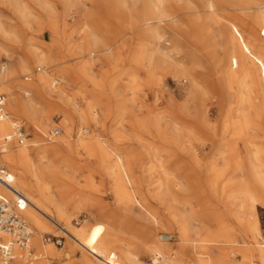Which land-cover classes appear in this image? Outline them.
Segmentation results:
<instances>
[{"label":"rangeland","instance_id":"rangeland-1","mask_svg":"<svg viewBox=\"0 0 264 264\" xmlns=\"http://www.w3.org/2000/svg\"><path fill=\"white\" fill-rule=\"evenodd\" d=\"M45 1L57 6L58 13L51 14L50 11L30 3V9L35 16L30 17L28 25L22 23L19 14L10 8L0 7L2 20L16 30L17 36L4 41L0 56V74L14 72L16 60L24 61L26 53L22 47L28 40L36 44L47 42L54 28L62 31L63 26L67 24L68 33L74 43L84 49L83 53L78 51L81 56L73 59L66 51L56 52L61 64L48 66L30 63L23 72L16 74L20 84L15 88L16 92L30 98L33 93L24 84L33 83L45 70L51 74L50 82L54 77H66V71L70 67L87 65L89 75L95 82L90 84L89 81H83V77L78 74L79 80L71 82V90L76 93L87 90L90 97H98L103 111L106 112L100 119L99 128L103 129L109 138L113 137L115 120L124 118L128 122L120 126L121 136L117 145L130 155L135 174L143 186L142 195L150 209L160 218L157 222L138 206L119 204L108 177L100 170L95 159L88 157L84 152L62 150L53 155L52 159H65L70 163L69 177L53 180L47 175L43 180L51 185L52 192L57 196L69 198L73 203L87 201L72 212V223L79 224L77 226L89 231L95 240L112 250H133L136 261L126 264H163L161 257L160 261H154L155 253L145 244L147 231H155L158 242L175 247L173 259L177 264H201L203 256L224 257L226 264H264V256L257 249H252L248 243L249 225L253 220L248 224L241 217L242 209L233 212L225 203L234 195L233 185L216 189L213 176V167L221 165L227 167L224 178L229 181L238 179L241 174L236 175L233 171L235 156L246 162L243 173L249 174L250 150L258 151L264 167V107L261 105V113L252 118L248 116L250 114L241 116L238 110L241 85L229 82L224 77L226 63L237 58L241 44L247 48L245 55L250 69H254L255 61L260 60L264 64V26L253 20L257 10L245 8L248 0H217V15L212 13L210 16L208 11H201L196 17L197 26L190 24L185 16L186 12L180 10L176 17V26L161 25L162 38L156 42V46H147L136 34L149 18L144 12L143 1L137 3L127 0V7L133 10L132 16L137 22L134 29L136 33L123 27L120 21L110 18L101 0H71L66 12L69 14L67 17L64 14L65 8L57 0ZM191 1L202 9L203 0ZM94 19L101 28L94 32V38L104 42L116 40L109 55L103 48L98 47L99 44L90 48L88 30L82 27ZM203 26L205 30H202ZM233 36L234 43L230 41ZM203 39L208 42L201 43ZM155 47L161 52H169L171 59L165 63ZM145 52L152 57L154 63L159 64L161 82L151 90L144 86L133 98L129 89L128 72L134 69L137 55L146 54ZM182 67L190 69L189 74L199 80L197 89L191 86L186 75L181 72ZM59 86L60 83L55 87L52 85L53 91H57ZM0 89L2 90L1 86ZM2 91L9 101L8 91ZM25 91L26 94L32 95H25ZM255 104L257 105V101ZM64 109V104L55 103L52 126L41 136L45 146L61 142L65 131L62 129V135L58 136L53 134V129L61 127V114ZM6 110L9 118L24 128L28 138L26 142L33 146L31 138L34 136V127L29 123L27 116L10 110L7 102ZM240 118L247 124L246 134L241 138L235 136L238 132L235 128L238 126L227 125L228 122ZM137 119L163 124L168 128L167 138H162L156 130H137L132 125ZM249 138L254 142L253 147L248 145ZM220 145L228 152L226 159L217 156ZM235 147L236 155L231 154V149ZM168 177L172 184L169 187H159ZM253 192L255 196L264 197V193L257 188ZM241 196L237 194L236 197ZM177 216L190 222L195 229L192 232V242H183L180 239L179 225L175 220ZM256 218L259 223L264 218L262 203L256 206ZM30 225L34 232V263L44 258L38 254L43 253V250L39 249L37 238L43 247L47 244L54 246L58 251H62L68 242L77 247L75 255L58 261V264H83L86 258L98 261L86 250L78 248L79 245L66 235V231L57 230L54 224L50 223L51 228L40 234L31 223ZM47 234L54 237L63 235V244L57 245L56 238L43 243ZM164 235H169L170 240H164ZM29 258L33 259V255ZM14 261L15 259L10 264H14ZM98 263L102 264L100 261Z\"/></svg>","mask_w":264,"mask_h":264},{"label":"bare ground","instance_id":"bare-ground-1","mask_svg":"<svg viewBox=\"0 0 264 264\" xmlns=\"http://www.w3.org/2000/svg\"><path fill=\"white\" fill-rule=\"evenodd\" d=\"M57 1L65 8L64 14L67 17L69 14L66 12L71 0ZM101 1L103 8H105L110 18L120 21L123 27L129 29L132 33H136L134 29L137 27V22L133 19V10L127 7V0ZM134 1L137 3L143 1L145 8L144 12L146 16H149V18L145 20L144 26L136 33L147 46H156V42L162 38L163 33L161 25H169L170 27L176 26V17H178L180 10L186 12L185 16L189 20L188 22L193 26L198 25L196 17L201 11L206 10L211 16L212 13L217 15L216 11L218 10L217 0H203L201 3L202 9L198 8L191 0ZM30 3L39 6L41 9L44 8L50 11L51 14L58 13L56 9L57 6L45 0H0V7L10 8L13 12L19 14L22 23L28 25L30 17L35 16L30 9ZM245 8H255L257 10L256 18L253 20L264 26L263 0H248ZM34 13L36 14V12ZM66 17H64V24H66ZM97 22L96 19L91 20L86 22L82 28L88 30L87 36L88 41H90V48H94L95 45L99 44L98 47L103 48L102 50L109 55L112 53L111 48H113L112 46L116 40L104 42L94 38L92 36L94 32L101 29L98 27L99 25H97ZM202 30H205L204 26ZM15 31L16 30L12 29L2 20L0 14V56L4 41L12 40L14 37H17ZM188 33H190V30H188ZM50 36L47 42L42 41L38 44L28 40L24 47H22L26 53L24 61L21 59L16 60L17 66L14 72L0 74V86L2 90H7L10 96L9 101L7 100L9 109L19 115H26L29 123L34 127V136L31 138L33 146H30L29 143L26 142L28 138L25 139L24 143H19L16 141L17 139L13 137L14 128L17 125L22 127L17 121L14 119L11 120L9 116L8 118L0 120V140L3 141V139L7 137L13 138H11L10 142L0 151V172L4 169L7 173H10L9 170H11L12 173L10 174L13 177L10 186L2 182L0 183V193L11 201L16 200L17 192L26 197L27 203L21 213L27 221L36 228L39 234L47 232L51 228L50 223H52L57 227V230L66 231V235L79 245L78 248L81 247L86 250L102 264H126L128 262H135L136 257L133 250H122L120 252L112 250L95 240L89 231H86L83 227L77 226L79 224L72 223V212L76 208L81 207L82 203H87L86 200L73 203L69 198L66 199L57 196L52 192L51 185L43 180L47 175L51 176L53 180L69 177L70 163L65 159H52L53 155L58 154L62 150H68L73 153H87L88 157L98 162V167L108 177L113 193L119 204L123 206H138L145 210V214L152 216L157 222L160 220L158 214L156 215L155 212L150 209L145 197L142 195L143 186L135 174L134 165H132L129 159L130 155L117 145L120 141L118 138L121 136L119 133L120 126L128 122L124 118L115 120V129L112 130L113 137L109 138V136L102 131L103 129L100 130L99 128L101 127L100 119L106 112L103 111L98 97L95 95L93 98L90 97L86 92L87 90L77 93L71 90V82L75 83V81L79 80L77 77L78 74L83 77V81H89L90 84L91 82H95L89 75V68L87 65L77 66V68L76 66L70 67L66 71V77H54L50 82L49 78L51 74L45 70L33 83L29 85L24 84L32 91L31 93H33V96H31L32 94L28 95L26 94L27 91H25V95L31 96L30 98H25L20 93L16 92L15 88L20 85L17 80L18 75L16 74L23 72L30 63L35 62L54 66L61 64L60 58L55 54L56 52L64 53V51H66L73 59H77L81 56L78 52L79 50L80 53H83L82 51L84 49L76 45L71 38L72 36L68 33L67 24L63 26L62 31H58L54 28ZM230 41L234 43L235 36H233ZM207 42L208 41L205 39L201 41L203 44ZM155 49L158 50L159 57L165 63L166 60L169 58L171 59L169 52H161L157 47H155ZM246 50V46L241 44L237 58L231 59L230 62L226 63L224 77L228 79L229 82L241 85L242 90L239 95L238 110H240L241 116L245 117L246 114H250L248 116L252 118V116L261 113V107H264V64L260 60L255 61L256 65H254V69H250L246 62ZM93 52L94 51H92V53ZM145 53L147 54V52ZM146 54L140 53L137 55L134 62V69L128 72L130 77L129 89L133 98L137 92L143 90L144 86H148L151 90L155 85L161 82V68L159 64L154 63L152 57ZM235 67H237V69ZM1 69H3V65ZM189 70L182 67L181 72L186 75L191 86L197 89L200 82L189 74ZM56 79L59 80L58 83L55 82ZM59 83V89L53 91V87L57 86ZM20 88L23 87L20 86ZM254 100L257 101L258 106L255 104ZM55 103L65 105V109L62 110L63 112L61 114L63 115L62 122H60L61 127H59L65 131V134L59 144L45 146L41 136L42 134H46L52 126V114ZM228 123L227 125L238 126L235 128L238 131L235 134L236 137L241 138L246 134L247 124L244 119H234ZM153 124H155V126H153ZM132 125H134V128L137 130H156L158 135L162 138H167L166 131L168 128L163 124L137 119L134 120ZM54 130L55 129H53V131ZM63 130L59 135H62ZM248 145L254 146V142L251 138L248 140ZM235 152L236 147L231 149V154L234 153L236 155ZM227 153L228 152L222 145L218 146L217 156L220 159H226ZM258 155V151H249V174L243 173L246 162H244V160L241 161L239 157L235 156L233 171L236 175L238 173L241 174L238 179L229 181L224 178L227 167L221 165L213 167V176L216 180L214 183L216 189H225L229 185H233L235 191H233L232 194L234 195L229 197L225 203L231 207L233 212L242 209L240 212L241 217L248 224H250L249 221L253 220V223L249 225L248 243L252 249H257L261 255L264 256V245H261L259 242L260 223L256 218V206L258 203L264 204V197L255 196L253 192V190L257 188L264 193V167ZM170 184H172V181H170L168 177L167 181L159 184V187L163 188L165 185L169 187ZM176 184L178 183L176 182ZM173 187L175 188V186ZM237 194L242 196L236 197ZM175 220L179 225L178 230L180 239L183 242H192V232H194L195 229L192 228L191 223L183 220L181 216H177ZM43 239V243H45V237ZM36 243L39 249L43 250V253H38L44 257L43 259L34 263L33 261L36 259V253H30L29 250L24 253L18 251L13 263L26 264L33 262L32 264H58V261L62 259L66 260L67 257L75 255L77 252V247L71 242H68L67 246L63 248L62 251H58L54 246H49L47 244H44L43 247L38 238ZM145 244L155 253L156 259L154 261H160L161 259L159 258L161 257L163 264H177L173 259L175 247L158 242L156 240L155 231H147L145 233ZM33 249L35 248L33 247ZM84 250L83 252H85ZM30 255H33V259L29 258ZM98 261L95 262L86 258L85 261L83 260V264H99ZM200 261L201 264H226L224 257L210 258L203 256ZM70 263L68 262L67 264Z\"/></svg>","mask_w":264,"mask_h":264},{"label":"built area","instance_id":"built-area-1","mask_svg":"<svg viewBox=\"0 0 264 264\" xmlns=\"http://www.w3.org/2000/svg\"><path fill=\"white\" fill-rule=\"evenodd\" d=\"M59 82L58 79L55 80ZM7 96L0 89V120L8 118V112L6 110ZM62 129L57 127L54 131V135H59ZM13 137L17 139L19 143H24L26 139V132L23 127L16 126L14 128ZM12 138V137H11ZM11 138H5L0 140V149L2 150ZM13 139V138H12ZM13 177L10 173H7L4 169L0 172V183H5L10 186ZM27 203L26 197L17 192V198L15 201H11L4 197L0 193V264H10L18 254V251L24 253L26 251L32 252V237L33 229L27 219L22 215L21 211L24 209ZM56 238V244L62 245L65 237L63 235L54 237L47 234L45 241H51ZM164 240H170L169 235H164ZM259 242L264 245V218L260 222V238Z\"/></svg>","mask_w":264,"mask_h":264}]
</instances>
